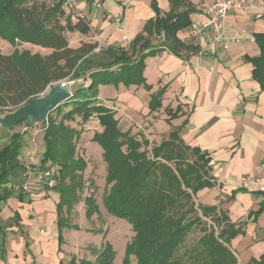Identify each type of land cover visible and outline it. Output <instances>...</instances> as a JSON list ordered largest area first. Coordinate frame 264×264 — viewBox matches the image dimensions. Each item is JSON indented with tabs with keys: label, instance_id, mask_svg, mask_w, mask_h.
Instances as JSON below:
<instances>
[{
	"label": "trees",
	"instance_id": "1",
	"mask_svg": "<svg viewBox=\"0 0 264 264\" xmlns=\"http://www.w3.org/2000/svg\"><path fill=\"white\" fill-rule=\"evenodd\" d=\"M170 2L171 12L164 15L153 3L156 18L147 22L129 49H99L96 43H82L75 49L70 46L66 32L77 29L87 34L90 30L84 23L76 27L67 20L64 23L65 13L49 7L45 0H0V38L15 46L30 44L50 50L46 55L21 51L18 47L10 55L0 51V116L41 98L55 85L67 82L76 86L73 96L48 117L44 126L45 151L39 167L46 169L52 164L59 169L58 185L53 190L60 196L56 205L59 253L64 230H79L69 223L64 212L72 211L79 202L87 169V163L77 154L81 131L66 122L80 118L86 126L96 117L101 131L92 140L102 148L107 166L108 191L103 206L110 216L127 221L134 232L126 246L123 264H238L231 242L245 233L247 222L233 224L217 205L195 201L199 193L215 187L209 155L187 146L178 130L150 149L146 137L139 139L120 129L115 108L100 101L98 91L91 96L98 86H143L151 92L144 78L147 58L162 50L184 60L198 53L197 48L178 38L179 32L192 25L191 16L198 12L197 8L191 0ZM256 41L262 49L261 60L254 61L257 65L264 62V35L257 36ZM254 76L264 88V81L257 73ZM165 93L164 88L151 95V113L162 108ZM181 112L180 107L175 111L167 108L166 122L170 124ZM25 135L26 131L13 134L11 143L0 149V212L1 204L9 199L24 200L25 194L18 195L8 185H19L25 173L20 159ZM85 204L90 219L99 209L93 196ZM263 212L264 202L258 211L250 213L248 220L257 221ZM15 219L20 220L18 213ZM199 231L202 235L190 243L192 235ZM5 237L6 231L0 226L2 254ZM115 258L114 247L107 243L94 262L80 264H114ZM250 264H264V256Z\"/></svg>",
	"mask_w": 264,
	"mask_h": 264
},
{
	"label": "crops",
	"instance_id": "2",
	"mask_svg": "<svg viewBox=\"0 0 264 264\" xmlns=\"http://www.w3.org/2000/svg\"><path fill=\"white\" fill-rule=\"evenodd\" d=\"M213 1L191 0L198 12L191 16L192 25L178 34L183 43L198 49L197 54L184 60L162 50L145 60L144 78L151 92L143 86H99L98 99L106 104L114 100L117 107L135 114L143 110L152 123L148 130L152 135L147 138L157 144L178 130L187 146L209 155L215 187L204 190L203 197L226 212L231 223L247 222L245 233L231 242V251L238 264H250L264 256V212L257 221L248 220L264 202V194L245 184L249 177L264 181L260 169L264 163V88L254 76L257 73L264 81V62L254 63L262 58L256 37L264 35V21L237 10L225 19L226 43H215L214 29L192 43V26L207 21L200 16L201 6ZM154 2L163 15L171 12L170 0H79V12L85 19L65 14L64 23L67 20L76 27L82 22L90 31H67L70 46L76 49L82 43H96L99 49H129L147 22L156 18ZM117 17L123 19L121 30L114 22ZM164 88L162 108L151 113V95ZM104 90L108 94H102ZM178 107L181 114L168 124L166 109ZM59 198L53 191H37L33 197L25 195L23 201L15 197L1 204L0 226L6 237L0 264H64L68 256L59 253L58 233L48 231L46 225L48 221L56 225ZM15 213L20 215L17 225L8 224ZM2 242L0 238V249Z\"/></svg>",
	"mask_w": 264,
	"mask_h": 264
},
{
	"label": "rangeland",
	"instance_id": "3",
	"mask_svg": "<svg viewBox=\"0 0 264 264\" xmlns=\"http://www.w3.org/2000/svg\"><path fill=\"white\" fill-rule=\"evenodd\" d=\"M16 47L21 51L28 50L34 54L39 53L46 55L50 53V50L30 44H18L15 46L9 41L0 38V51L3 54H12ZM78 83L80 84L81 81ZM75 87L76 86L72 87L73 91L76 89ZM97 91H99V86L95 88L91 93V96L96 95ZM102 94L108 93L104 90L102 91ZM107 106L115 108L114 111L116 112V118L119 120V126L123 132H130L131 135L136 136L139 139L141 137H151L152 134H148V130L152 123L147 121L143 110H138L136 112L137 114L133 111L130 112L129 110H123L121 107L116 106L114 100H109ZM61 118L62 117L58 118V121H60ZM66 124L81 131V136L77 142V154L78 156L83 157L87 163V169L83 174L85 189L84 192L79 193V202L74 206L72 211L68 212L65 209L64 212V216L68 217L69 223L73 226L79 227V230H64L63 232L64 243L62 244V251L68 256V258H64L63 263L71 264L72 261H74L75 264H80L83 261L94 262L102 248L109 243L114 247L116 253L114 264H123L126 246L134 237V232L127 221L110 216L103 206V197L108 191L106 187L107 166L103 160L102 148L92 140L95 133L101 131L98 120L94 117L86 126H84L81 124V119L76 118L74 122H66ZM145 124H148V126ZM24 132L25 123L15 127L13 131H8L0 127V149L11 143V136L13 134ZM44 133V126L41 124L26 131V135L23 139L24 149L20 157L22 163L25 162L30 154H35V167H40L41 155L42 152L44 153L45 151L43 141ZM147 139L151 143L150 149L155 145H158L155 139L154 141L152 138ZM23 183L24 174L22 175L20 184L17 186L21 187ZM16 192L18 195L22 194L18 191V188L16 189ZM43 192L48 193L49 191ZM202 192L195 198L196 203L209 205L207 199H204ZM91 196H93L99 211L94 212L92 218L88 219L86 216L88 207L85 204V200ZM46 197L47 196H45V199L48 198ZM11 220L7 221V223L9 222L8 224H10V222H12V224L17 225L15 218H13L12 221ZM46 225L48 231L52 230L59 234L57 223L56 225H53L51 221H48ZM201 235L202 231L194 233L189 242L193 243Z\"/></svg>",
	"mask_w": 264,
	"mask_h": 264
},
{
	"label": "built area",
	"instance_id": "4",
	"mask_svg": "<svg viewBox=\"0 0 264 264\" xmlns=\"http://www.w3.org/2000/svg\"><path fill=\"white\" fill-rule=\"evenodd\" d=\"M51 8H59L65 14L74 15L79 20L85 17L79 12V0H45ZM101 7V5H97ZM242 11L254 20L264 21V0H214L211 4H204L200 8V16L207 21L202 25H193L190 32V40L192 43L203 37L208 30L216 31L215 43H226L224 22L225 19L235 11ZM117 29L121 30L123 26L122 17L114 19ZM240 41L237 40L236 43ZM24 164V183L21 187L8 185L15 191L18 188L20 193L33 197L35 192L53 191L58 185L59 169L53 165H49L46 169L35 167V154H30ZM264 173V163L260 166ZM247 186L254 185L258 192L264 194V181L260 178L245 179Z\"/></svg>",
	"mask_w": 264,
	"mask_h": 264
},
{
	"label": "water",
	"instance_id": "5",
	"mask_svg": "<svg viewBox=\"0 0 264 264\" xmlns=\"http://www.w3.org/2000/svg\"><path fill=\"white\" fill-rule=\"evenodd\" d=\"M72 83L63 82L50 88L41 98L30 101L17 111L0 116V127L13 131L17 125L25 123V131L41 124H48L51 112L73 96Z\"/></svg>",
	"mask_w": 264,
	"mask_h": 264
}]
</instances>
